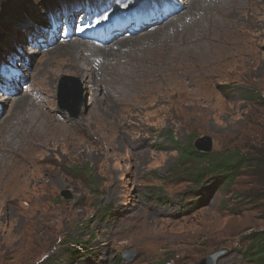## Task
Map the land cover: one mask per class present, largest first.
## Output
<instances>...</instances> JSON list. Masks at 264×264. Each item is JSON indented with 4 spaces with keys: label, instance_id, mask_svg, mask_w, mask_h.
Wrapping results in <instances>:
<instances>
[{
    "label": "rangeland",
    "instance_id": "1",
    "mask_svg": "<svg viewBox=\"0 0 264 264\" xmlns=\"http://www.w3.org/2000/svg\"><path fill=\"white\" fill-rule=\"evenodd\" d=\"M189 1L0 0V119L6 117L0 127L17 102L34 96L45 112L76 123L85 143L76 153L52 146L46 182L18 187L13 201L0 202V264H199L223 248L216 264H251L243 251L251 235L264 232V0H197L188 10L183 36L207 37L217 24L245 42L242 54L223 60L201 90L185 84L193 98L183 107L159 97L134 111L111 108L106 85L68 71L47 87L44 82L48 62L61 61V43L78 37L104 45L106 27L125 18L150 22L168 15L170 3L187 10ZM156 4L159 15H146ZM120 28L119 35L133 33L124 23ZM64 75L81 82L77 115L67 108L77 106L70 86L61 93ZM96 94L112 127L104 121L100 129L89 119L97 131L88 137L82 118ZM202 135L213 138L212 152L239 150L263 165L240 172L229 188L214 177L196 183L175 141L194 148ZM66 190L72 198L63 196ZM129 248L134 255L125 260Z\"/></svg>",
    "mask_w": 264,
    "mask_h": 264
},
{
    "label": "bare ground",
    "instance_id": "2",
    "mask_svg": "<svg viewBox=\"0 0 264 264\" xmlns=\"http://www.w3.org/2000/svg\"><path fill=\"white\" fill-rule=\"evenodd\" d=\"M195 2L197 0H190L187 10L174 2L170 3L168 15L163 14L165 12L156 14L161 8V5L156 4L155 10H147L146 15L155 13L159 16H156L157 19L150 18V22L146 20L148 23L143 22L145 17L132 18V21L122 19L106 27L110 35L104 45L78 37L74 41L70 39L61 43L56 46L59 53H63L61 61H49L46 73H43L45 86L52 84L58 73L68 71L82 76L84 83L95 76L98 85H106L105 101L111 108L116 106L121 111H134L151 106L155 103L154 99L159 97L171 105L183 107L193 96L185 84L191 81L201 90L203 84L213 80L210 78L217 74L223 60L231 57L235 59L242 54L240 48L245 42L232 39L229 27L217 24L207 37L196 32L183 36L182 22L188 18V10L194 9ZM123 23L127 30L133 29V33H128L129 37L125 36L127 33L118 34L124 30L120 28ZM176 25V30L171 31ZM76 51L80 53L76 55ZM128 55L133 57L129 58ZM96 96H93L94 107L89 111V117L82 118L83 129L88 137L97 131L89 126V119L94 120L100 129L104 128L105 123L112 127L107 111L104 113V110L98 109L100 102ZM31 98L17 102L15 109L7 115L8 120L0 127L1 203L13 201V192L18 187L46 182L51 170L45 163L52 161L46 154L52 146L64 144L69 146L70 153H76L85 145L78 141L82 133L76 123L45 112L39 107L37 99L34 96ZM5 118L0 119V122Z\"/></svg>",
    "mask_w": 264,
    "mask_h": 264
},
{
    "label": "trees",
    "instance_id": "3",
    "mask_svg": "<svg viewBox=\"0 0 264 264\" xmlns=\"http://www.w3.org/2000/svg\"><path fill=\"white\" fill-rule=\"evenodd\" d=\"M252 96L257 100H262L260 95L252 94ZM175 146L180 151L182 160L190 164V168L185 171L186 175L195 177L196 183H202L206 177H214L218 179L219 185L229 188L236 181L240 172L263 165L260 158H250L249 155L239 150L204 153L192 146L181 147L178 141H175ZM202 163L205 164L202 165ZM243 256L251 264H264V232L250 236Z\"/></svg>",
    "mask_w": 264,
    "mask_h": 264
},
{
    "label": "water",
    "instance_id": "4",
    "mask_svg": "<svg viewBox=\"0 0 264 264\" xmlns=\"http://www.w3.org/2000/svg\"><path fill=\"white\" fill-rule=\"evenodd\" d=\"M65 86H68V87L70 86V90H72V93L70 92V95H71L70 97L73 96V100H75L76 101L75 103H77L76 108H74V106H67V108H69L73 112L74 115H77L78 107L83 101V89L81 88V82L75 76L64 75L60 83L61 93ZM60 106L63 108L64 105H60ZM194 146L198 151L209 153L213 151L214 141L211 136L202 135L200 137H197L194 140ZM62 194L65 198H72V195L69 190L64 191ZM226 251H227L226 248L220 249L210 254L206 258H204L199 264H216L217 259ZM133 255H134L133 248H129L125 250L123 253L125 260H130Z\"/></svg>",
    "mask_w": 264,
    "mask_h": 264
}]
</instances>
